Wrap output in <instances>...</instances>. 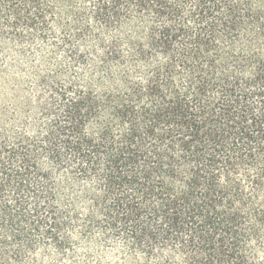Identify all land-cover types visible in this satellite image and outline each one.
<instances>
[{
    "label": "trees",
    "instance_id": "trees-1",
    "mask_svg": "<svg viewBox=\"0 0 264 264\" xmlns=\"http://www.w3.org/2000/svg\"><path fill=\"white\" fill-rule=\"evenodd\" d=\"M0 264H264V0H0Z\"/></svg>",
    "mask_w": 264,
    "mask_h": 264
},
{
    "label": "rangeland",
    "instance_id": "rangeland-1",
    "mask_svg": "<svg viewBox=\"0 0 264 264\" xmlns=\"http://www.w3.org/2000/svg\"><path fill=\"white\" fill-rule=\"evenodd\" d=\"M16 74H18L17 72H15Z\"/></svg>",
    "mask_w": 264,
    "mask_h": 264
}]
</instances>
